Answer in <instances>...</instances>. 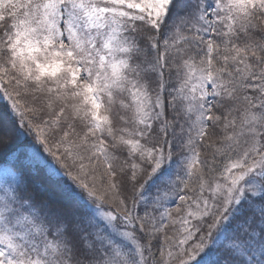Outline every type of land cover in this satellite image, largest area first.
<instances>
[{"label": "snow or ice", "instance_id": "obj_1", "mask_svg": "<svg viewBox=\"0 0 264 264\" xmlns=\"http://www.w3.org/2000/svg\"><path fill=\"white\" fill-rule=\"evenodd\" d=\"M0 264H264V0H0Z\"/></svg>", "mask_w": 264, "mask_h": 264}]
</instances>
